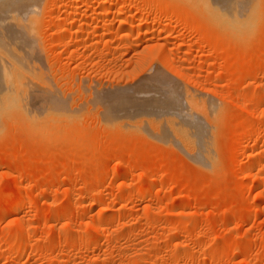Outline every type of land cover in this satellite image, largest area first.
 Segmentation results:
<instances>
[{"label":"rangeland","instance_id":"1","mask_svg":"<svg viewBox=\"0 0 264 264\" xmlns=\"http://www.w3.org/2000/svg\"><path fill=\"white\" fill-rule=\"evenodd\" d=\"M0 1L49 101L0 119V264H264V0L240 23L206 0ZM154 73L191 92L206 167L161 133L169 106L118 110Z\"/></svg>","mask_w":264,"mask_h":264},{"label":"bare ground","instance_id":"2","mask_svg":"<svg viewBox=\"0 0 264 264\" xmlns=\"http://www.w3.org/2000/svg\"><path fill=\"white\" fill-rule=\"evenodd\" d=\"M11 1H9V4H11ZM16 1H21V0H13V2H16ZM244 1L245 0H206V4L212 5L214 3L213 5L219 4V5H216L219 7L220 5L221 6L223 5V7L224 5L231 7V9H233L232 11H233L234 17L237 18V15L239 16V19L237 18L238 20L237 19L236 20L239 21L240 23V18L243 20L246 17L245 16L242 18V16L245 15L244 13L245 9L243 10L242 8L244 7V5L247 3L248 0H246V2ZM249 2H251V0H249ZM249 2L247 4H250ZM2 3L4 5L5 3L7 4L8 1L7 2L4 1ZM2 3L0 1V7L2 6L0 9L4 11L7 9V5L5 4L6 6L5 5L3 6ZM203 3H205V1ZM252 6L254 7V4ZM248 7L250 8V5ZM11 9L14 11L12 6H11ZM11 9L8 8L5 11L6 14L5 13L4 14L6 16L2 14L3 13L2 10H1L2 12L0 13L1 15H4V17L0 16V47L2 48V51L3 49L6 48L5 50L7 52V54L5 53L6 54L5 56L7 58L4 56V53L3 54L0 53V56L3 55L0 58V119L2 115H5L6 113L8 114L9 111H10L9 112V115H10L12 110L13 111L16 110V113L18 110V112L22 113L24 117L26 116L27 118H29L32 116L30 119H33L34 118L33 116L35 115L33 112L34 111L37 112L39 106L42 107L43 105H46L49 101H48V97L46 96V94L43 92L42 89L38 88V84L35 81V78L37 76V69L38 67H40V65L38 66L40 59L38 58L39 56L36 57L35 55L36 52H34V50L31 49L33 48L34 45H30V40L28 38L29 36H25L27 24H23L19 22L18 18L21 19V17L17 13L10 15V13L13 12L11 11ZM209 9H211V6L209 7ZM242 10L244 11L243 12L244 14L242 13ZM248 12H251L250 9ZM252 12L251 13L254 15L255 12L254 11ZM219 13L221 14V12ZM16 14L18 17L16 16ZM217 15H218V12H217ZM247 15L249 16L250 14L247 13ZM10 16H12V19L13 17L15 18L16 16L17 20H15L16 18L14 20H11V19L8 20L7 18ZM245 19H248V18H245ZM250 19H252V17H250ZM236 20L234 19V21ZM6 46L9 47V49H7ZM28 48H30V50H33V51L27 50ZM162 73L163 72H161L160 74ZM158 74H155L157 77L156 76L154 78L152 77L153 79L151 81L146 82L145 90H143L144 89L143 87L142 91H139L141 89H138L140 87L138 85L137 86L138 88H136V90L139 92H136V93H133L130 89V92L129 90H127L129 93H131L128 95L126 91H124L125 93H121L122 90H120L118 92L121 94L117 96L119 94L117 90L121 88L119 89L115 88V93H118V94L117 95L115 94L116 96L113 95L112 99H118L116 101L117 106L119 107L118 110H121V112H126L125 114H122L123 115L122 117H125V118L127 117L134 118V119L149 118L152 116V113L150 111L156 108H159V107L169 106V112H170L169 115L173 116L171 118L176 120V123H175V126H172V127H169L168 125L163 124L161 127V131H162L161 133H163V136L165 137H170V138L173 137L172 139L173 142L176 143V145H179L178 147L181 146L182 147L181 150L184 153H186L188 157H190L192 160L197 162L199 165L206 167L209 164L208 163L209 156H208V149H207L208 141L205 137V134H202V139H201V134H200L201 130L198 124V121H201V118H200L201 115L198 113V111L195 110L196 108L194 107V105L197 103L194 102L195 104H193L192 100H191L192 102H190L189 99L191 97L187 94L189 93L191 94V92H188L185 90L186 92H188L187 94H185V92L181 90L182 88L176 86L175 84L176 82L173 81L175 84L174 85L171 80L170 81L172 83L167 81L169 80V77L167 79L166 76L161 77L163 75L159 74L158 76ZM144 83L145 82L143 81V84ZM113 91L114 89H112V92ZM107 95H110V92L107 93ZM107 98L108 97H106V99ZM185 99H188L189 103H185V101H188ZM44 102H47V103L45 104ZM110 103L112 104V102ZM190 103L192 105H190ZM113 105H114V102H113ZM171 106L176 107L177 110H172L170 108ZM200 107L202 106L200 105ZM191 109L194 111H192ZM115 111H117V109ZM116 115H118V113ZM150 119H154V118L151 117ZM145 122L148 124L149 123L148 119H146ZM205 126L208 127V130H210L211 127L207 123H205ZM156 136H158L159 138L160 135L156 134ZM183 142L185 144L187 143V145L185 144L183 145Z\"/></svg>","mask_w":264,"mask_h":264}]
</instances>
